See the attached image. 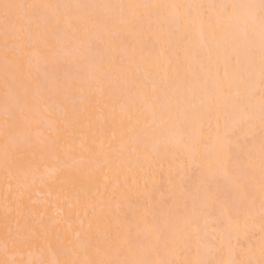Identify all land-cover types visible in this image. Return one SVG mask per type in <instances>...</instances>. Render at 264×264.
<instances>
[{"label": "snow or ice", "instance_id": "1", "mask_svg": "<svg viewBox=\"0 0 264 264\" xmlns=\"http://www.w3.org/2000/svg\"><path fill=\"white\" fill-rule=\"evenodd\" d=\"M0 264H264V0H0Z\"/></svg>", "mask_w": 264, "mask_h": 264}, {"label": "bare ground", "instance_id": "2", "mask_svg": "<svg viewBox=\"0 0 264 264\" xmlns=\"http://www.w3.org/2000/svg\"><path fill=\"white\" fill-rule=\"evenodd\" d=\"M0 231H2V228H0Z\"/></svg>", "mask_w": 264, "mask_h": 264}]
</instances>
